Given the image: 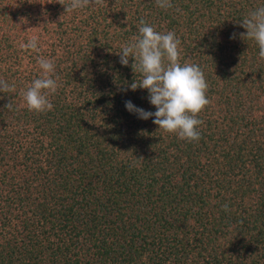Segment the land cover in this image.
<instances>
[{
    "label": "trees",
    "instance_id": "trees-1",
    "mask_svg": "<svg viewBox=\"0 0 264 264\" xmlns=\"http://www.w3.org/2000/svg\"><path fill=\"white\" fill-rule=\"evenodd\" d=\"M171 3L0 0V264H264V58L240 26L264 0ZM141 20L205 75L199 141L125 107L156 111L118 55ZM41 57L58 88L36 113Z\"/></svg>",
    "mask_w": 264,
    "mask_h": 264
},
{
    "label": "clouds",
    "instance_id": "clouds-1",
    "mask_svg": "<svg viewBox=\"0 0 264 264\" xmlns=\"http://www.w3.org/2000/svg\"><path fill=\"white\" fill-rule=\"evenodd\" d=\"M65 7L66 12L84 9L90 5L103 6L105 0H56ZM161 9L172 8L171 0H156ZM178 10V9H177ZM140 35L124 46L120 53V63L128 66L129 58L134 71L142 74L139 84L135 81L129 86L133 91L138 87L146 89L148 99L156 108L155 112L136 107L131 101L125 102L126 109L143 120L154 117L153 123L166 133L175 134L181 140L199 141L201 134L198 126L203 123L198 119L200 113L210 104L207 97L209 85L199 65L180 63V40L173 31L158 32L153 26L140 21ZM241 33L245 39L255 40L259 47V56L264 58V6L249 12L242 19ZM21 48L39 51L38 38L33 36L21 44ZM43 71L41 78L35 79L23 93L27 108L36 113L53 110L49 96L57 91L58 83L53 78L55 64L52 60L41 57L38 60ZM15 91L7 81L0 79V92ZM11 110L12 104L6 105ZM225 211L228 206L223 205Z\"/></svg>",
    "mask_w": 264,
    "mask_h": 264
}]
</instances>
